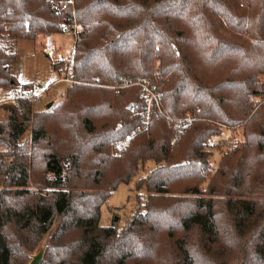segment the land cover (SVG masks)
I'll return each mask as SVG.
<instances>
[{
    "label": "trees",
    "instance_id": "1",
    "mask_svg": "<svg viewBox=\"0 0 264 264\" xmlns=\"http://www.w3.org/2000/svg\"><path fill=\"white\" fill-rule=\"evenodd\" d=\"M76 7L0 0V92L34 84L12 73L17 54L1 44L4 34L35 40L75 18L81 26L80 82L64 100L40 111L30 101L0 108V264H29L52 229L41 264H264V0ZM153 75L160 107L116 156L115 143L145 124L133 107H147L140 86L119 84ZM96 76L106 86L84 83ZM190 107L196 120L172 145L167 120ZM237 129L242 140L227 144L214 167L211 141L223 147L225 130ZM150 160L136 186L148 192L142 209L120 230L102 224L109 196Z\"/></svg>",
    "mask_w": 264,
    "mask_h": 264
},
{
    "label": "rangeland",
    "instance_id": "2",
    "mask_svg": "<svg viewBox=\"0 0 264 264\" xmlns=\"http://www.w3.org/2000/svg\"><path fill=\"white\" fill-rule=\"evenodd\" d=\"M77 29L79 32L81 29L80 24L77 25ZM1 44L17 54L16 61L11 65V71L20 83L41 84L43 87L49 88L39 102L33 103V111L54 108L64 100L66 89L70 83L61 81L60 78L63 77L65 64L74 48V36L72 34L64 30L62 33L39 35L35 40L15 39L4 34L1 38ZM48 49L50 50L47 51ZM62 59L64 63L56 69L53 63L59 62ZM150 77L159 80V77L156 75ZM98 79L99 77L96 76L92 82L84 83L106 86L99 83ZM77 82H80V80L77 79ZM49 103H52L50 107L48 106ZM258 107L255 106V108ZM187 110L197 112L196 107H190ZM30 132L28 131L25 134L27 139L30 137ZM224 138L223 147L218 146L221 143L220 139L214 138L211 141L213 154L209 159L214 167L217 166L223 150L227 148V144L237 143L242 140L241 130H225ZM154 166L155 162L153 160L147 161L134 172V177L130 182L121 183L112 192L106 203L102 206V224L116 225L120 230L125 226L127 220L134 212L142 209V204L147 199L148 192L146 189L138 190L136 188L137 181L142 176L147 175ZM53 231L54 229L44 236L34 252L29 253V261L39 250H46L49 247Z\"/></svg>",
    "mask_w": 264,
    "mask_h": 264
},
{
    "label": "built area",
    "instance_id": "3",
    "mask_svg": "<svg viewBox=\"0 0 264 264\" xmlns=\"http://www.w3.org/2000/svg\"><path fill=\"white\" fill-rule=\"evenodd\" d=\"M53 6L58 10H63L65 12L76 13V0H50ZM28 25V21L26 22ZM78 22L76 18L73 22L65 24L64 30L74 36V48L71 55L68 57L67 62L64 67L63 77L60 78L61 81L74 83L77 82L73 71V62L76 58V42L78 38ZM135 83L141 87L140 97L146 103L145 108H140L138 105L133 107L135 111H141L145 117V124L143 126H138L132 132L126 134L124 138L115 143L113 147V154L120 156L123 154L130 142L132 137L143 130L147 129L151 122V111L154 108L160 107V87L157 80L152 77L143 76L134 79L125 78L119 86L129 85ZM48 90L41 84H33L32 86H24L22 84L12 86L0 92V108L8 103H20L21 101H30L32 103H37L42 98L43 94ZM254 105L259 106V100L255 99ZM161 111V110H160ZM196 112L194 110L185 111L180 117L168 118L167 124L172 126L175 130V135L172 139V145H175L179 139L182 137L186 128L190 127L196 120Z\"/></svg>",
    "mask_w": 264,
    "mask_h": 264
},
{
    "label": "water",
    "instance_id": "4",
    "mask_svg": "<svg viewBox=\"0 0 264 264\" xmlns=\"http://www.w3.org/2000/svg\"><path fill=\"white\" fill-rule=\"evenodd\" d=\"M52 103H49L48 106L50 107ZM44 258V250H39L37 253H35L29 262V264H41L42 260Z\"/></svg>",
    "mask_w": 264,
    "mask_h": 264
},
{
    "label": "crops",
    "instance_id": "5",
    "mask_svg": "<svg viewBox=\"0 0 264 264\" xmlns=\"http://www.w3.org/2000/svg\"><path fill=\"white\" fill-rule=\"evenodd\" d=\"M50 49H48L47 51H49Z\"/></svg>",
    "mask_w": 264,
    "mask_h": 264
}]
</instances>
